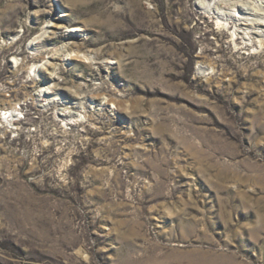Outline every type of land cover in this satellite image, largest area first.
<instances>
[{"label": "rangeland", "instance_id": "obj_1", "mask_svg": "<svg viewBox=\"0 0 264 264\" xmlns=\"http://www.w3.org/2000/svg\"><path fill=\"white\" fill-rule=\"evenodd\" d=\"M240 1L0 0V264H264V0L213 9Z\"/></svg>", "mask_w": 264, "mask_h": 264}, {"label": "bare ground", "instance_id": "obj_2", "mask_svg": "<svg viewBox=\"0 0 264 264\" xmlns=\"http://www.w3.org/2000/svg\"><path fill=\"white\" fill-rule=\"evenodd\" d=\"M246 0H241L240 2H242V4H240V2H236V3H229V4H225V3H223V5H222V7H213V9L214 10H216L217 11V14H219V12H221L222 10H224V8L225 9H228V10H234L235 8H237V7H239V6H241L242 8H243V10L245 11V13H250V11H251V13L253 12L254 13V9L253 8H251V7H249V6H247L249 3H251L250 1L251 0H249L248 2H245ZM252 4V3H251ZM253 9V10H252ZM224 13H226V12H223L222 14H221V16H223L224 15ZM256 13V12H255ZM227 15H231V14H228V13H226ZM236 17V16H235ZM239 17V16H238ZM261 25H263L264 26V23H262ZM79 31H82V29L81 28H79V27H74L73 29H71V31L70 32H79ZM74 58H77V60H79V59H83V60H94L95 58L91 55V54H88V53H86V52H77V51H72V52H69V53H67L66 54V60H71V59H74ZM48 63V62H47ZM48 64H50V63H48ZM51 65V64H50ZM7 114V113H6ZM13 116H17L16 114H13ZM17 121V120H16Z\"/></svg>", "mask_w": 264, "mask_h": 264}]
</instances>
